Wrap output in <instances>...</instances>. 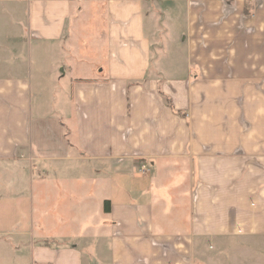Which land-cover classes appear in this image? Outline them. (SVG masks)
<instances>
[{"label": "crops", "instance_id": "0c3cea01", "mask_svg": "<svg viewBox=\"0 0 264 264\" xmlns=\"http://www.w3.org/2000/svg\"><path fill=\"white\" fill-rule=\"evenodd\" d=\"M234 238H264V0H0V264Z\"/></svg>", "mask_w": 264, "mask_h": 264}, {"label": "rangeland", "instance_id": "374dc122", "mask_svg": "<svg viewBox=\"0 0 264 264\" xmlns=\"http://www.w3.org/2000/svg\"><path fill=\"white\" fill-rule=\"evenodd\" d=\"M90 23L92 24L91 21ZM90 25H88L89 28H91ZM91 35V33L88 34V36ZM87 40L88 44L85 46L87 54L96 53V48L92 49L94 42L88 38ZM201 251L198 261L202 264H264V238L208 240Z\"/></svg>", "mask_w": 264, "mask_h": 264}, {"label": "built area", "instance_id": "2783aa9c", "mask_svg": "<svg viewBox=\"0 0 264 264\" xmlns=\"http://www.w3.org/2000/svg\"><path fill=\"white\" fill-rule=\"evenodd\" d=\"M141 172H142L143 174H146V173H148V169H147L146 167H142V168H141Z\"/></svg>", "mask_w": 264, "mask_h": 264}]
</instances>
